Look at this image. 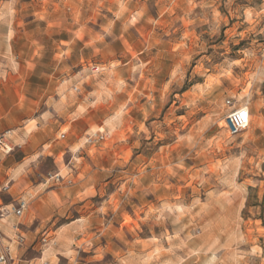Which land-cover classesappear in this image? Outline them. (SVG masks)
<instances>
[{
  "label": "rangeland",
  "instance_id": "1",
  "mask_svg": "<svg viewBox=\"0 0 264 264\" xmlns=\"http://www.w3.org/2000/svg\"><path fill=\"white\" fill-rule=\"evenodd\" d=\"M10 2L43 67L58 52L61 74L106 105L59 157L69 176L51 158L39 169L51 189L82 180L68 222L90 213L87 232L45 228L13 264H264V0ZM227 99L251 114L236 136Z\"/></svg>",
  "mask_w": 264,
  "mask_h": 264
},
{
  "label": "crops",
  "instance_id": "2",
  "mask_svg": "<svg viewBox=\"0 0 264 264\" xmlns=\"http://www.w3.org/2000/svg\"><path fill=\"white\" fill-rule=\"evenodd\" d=\"M10 1L0 2V134L6 133L13 151L0 153V188H8L0 203L12 204L22 198L28 206L21 216L0 220V250L7 247L15 259L12 254L18 245L32 246L45 228L54 235L70 230L76 234L87 232L90 213L81 215L78 222H68L67 205L73 206L75 188L82 180L62 182L51 189L52 185L39 182V169L43 160L51 158L56 172L69 176L73 162L59 157L69 159L82 149L79 142L97 125L94 117L106 105L88 102L74 75L61 74L58 52H50L52 66L43 67L39 59L44 52L33 46L35 39L27 29L32 23L22 14L25 6ZM63 219L66 223L56 225ZM49 258L42 256L36 262L21 264H73L70 258Z\"/></svg>",
  "mask_w": 264,
  "mask_h": 264
},
{
  "label": "built area",
  "instance_id": "3",
  "mask_svg": "<svg viewBox=\"0 0 264 264\" xmlns=\"http://www.w3.org/2000/svg\"><path fill=\"white\" fill-rule=\"evenodd\" d=\"M10 0H0V2H7ZM225 105L229 108V112L225 116V128L230 136H236L242 131H244L250 123L251 114L248 109V106L245 104L244 106L235 107L231 99H227L225 101ZM4 134H0V153L4 155H8L12 153L13 147L7 143ZM98 139H103L100 136ZM62 179L59 175H54L49 178V180H53L55 182H60ZM7 186H3L0 188V194L6 192ZM26 200L19 198L14 201L12 204H3L0 203V220L6 219L9 216L19 217L23 214V212L27 209ZM20 242H22L20 240ZM14 259L11 257L9 249L7 247L0 250V264H13Z\"/></svg>",
  "mask_w": 264,
  "mask_h": 264
}]
</instances>
